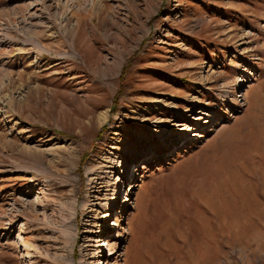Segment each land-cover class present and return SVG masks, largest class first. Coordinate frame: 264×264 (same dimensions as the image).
<instances>
[{
	"label": "rangeland",
	"instance_id": "374dc122",
	"mask_svg": "<svg viewBox=\"0 0 264 264\" xmlns=\"http://www.w3.org/2000/svg\"><path fill=\"white\" fill-rule=\"evenodd\" d=\"M0 264H264V0H0Z\"/></svg>",
	"mask_w": 264,
	"mask_h": 264
},
{
	"label": "trees",
	"instance_id": "16d2710c",
	"mask_svg": "<svg viewBox=\"0 0 264 264\" xmlns=\"http://www.w3.org/2000/svg\"><path fill=\"white\" fill-rule=\"evenodd\" d=\"M87 159V157L85 155H83L82 159H81V164H83L85 162V160Z\"/></svg>",
	"mask_w": 264,
	"mask_h": 264
},
{
	"label": "bare ground",
	"instance_id": "6f19581e",
	"mask_svg": "<svg viewBox=\"0 0 264 264\" xmlns=\"http://www.w3.org/2000/svg\"><path fill=\"white\" fill-rule=\"evenodd\" d=\"M150 151H151V150H150ZM148 152H149V151H148ZM141 153H142V151H141ZM143 155H145V154H141L140 156H143ZM140 156H139V157H140ZM128 171H129V168L127 167V168H126V172H128Z\"/></svg>",
	"mask_w": 264,
	"mask_h": 264
}]
</instances>
